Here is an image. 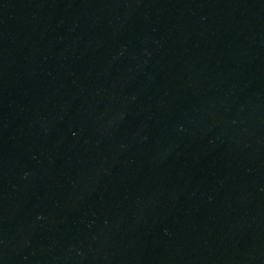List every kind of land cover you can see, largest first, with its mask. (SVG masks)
Wrapping results in <instances>:
<instances>
[{
  "label": "water",
  "instance_id": "1",
  "mask_svg": "<svg viewBox=\"0 0 264 264\" xmlns=\"http://www.w3.org/2000/svg\"><path fill=\"white\" fill-rule=\"evenodd\" d=\"M0 264H264V0H0Z\"/></svg>",
  "mask_w": 264,
  "mask_h": 264
}]
</instances>
